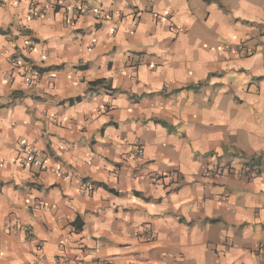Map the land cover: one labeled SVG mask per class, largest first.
<instances>
[{
    "label": "clouds",
    "instance_id": "1",
    "mask_svg": "<svg viewBox=\"0 0 264 264\" xmlns=\"http://www.w3.org/2000/svg\"><path fill=\"white\" fill-rule=\"evenodd\" d=\"M261 166L264 0H0V264H264Z\"/></svg>",
    "mask_w": 264,
    "mask_h": 264
},
{
    "label": "crops",
    "instance_id": "2",
    "mask_svg": "<svg viewBox=\"0 0 264 264\" xmlns=\"http://www.w3.org/2000/svg\"><path fill=\"white\" fill-rule=\"evenodd\" d=\"M58 10H59V9H57V11H58ZM102 83H107V82H106V81H102V80H100V81H96L95 84L90 85V87H96L97 85L102 84ZM16 95H21V93L17 92ZM261 167H264V166H261ZM259 179H260V175L257 176V180H259ZM129 189L131 190V184H129ZM133 199H142V196H141V195H135V196L133 197ZM259 212H260V213H264V208H261V209L259 210ZM256 218H257V220H259V219H260V216L257 215ZM245 222H246V220H245ZM81 230H82V229H81Z\"/></svg>",
    "mask_w": 264,
    "mask_h": 264
},
{
    "label": "built area",
    "instance_id": "3",
    "mask_svg": "<svg viewBox=\"0 0 264 264\" xmlns=\"http://www.w3.org/2000/svg\"><path fill=\"white\" fill-rule=\"evenodd\" d=\"M258 176V175H257Z\"/></svg>",
    "mask_w": 264,
    "mask_h": 264
}]
</instances>
